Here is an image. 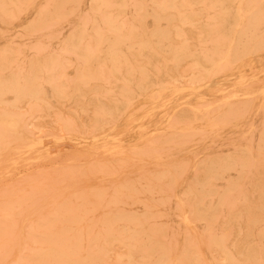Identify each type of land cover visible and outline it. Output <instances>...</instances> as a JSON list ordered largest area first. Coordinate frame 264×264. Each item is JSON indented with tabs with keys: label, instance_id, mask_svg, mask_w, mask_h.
<instances>
[{
	"label": "bare ground",
	"instance_id": "1",
	"mask_svg": "<svg viewBox=\"0 0 264 264\" xmlns=\"http://www.w3.org/2000/svg\"><path fill=\"white\" fill-rule=\"evenodd\" d=\"M261 52L264 0H0V154L9 168L39 143L31 120L53 110L70 140L101 136L117 176L162 143L189 154H159L160 174L93 192L106 205L94 237L73 230L86 220L71 209L59 232L38 224L28 234L39 247L16 264H264V84L245 75ZM221 79L231 90L216 97ZM86 100L91 120L80 130L59 107L84 113ZM163 109L171 117L157 121ZM137 116L141 130L160 124L169 137L124 153L112 131ZM224 130L241 138L225 140L232 153L207 152L190 171V149Z\"/></svg>",
	"mask_w": 264,
	"mask_h": 264
},
{
	"label": "rangeland",
	"instance_id": "2",
	"mask_svg": "<svg viewBox=\"0 0 264 264\" xmlns=\"http://www.w3.org/2000/svg\"><path fill=\"white\" fill-rule=\"evenodd\" d=\"M30 20L31 18L27 22ZM22 28L23 25L16 26L11 32H19ZM256 58V64L245 75L253 74L254 79L259 78L261 81L258 83L263 85L264 52L257 54ZM218 85H222L223 92L217 93L216 97L231 90L223 79ZM205 100L215 101L212 96L205 97ZM179 102L188 100L180 99ZM86 104L89 110L83 113L77 110L73 103L66 102L59 107V113L63 117H73L80 130L87 129L91 120V105L87 100ZM54 112L55 110L44 117L31 120L29 133L32 140H38L39 143L28 154L22 155L23 158L15 168H9L0 154V227L4 229L0 236V264H16L27 254L35 252L39 241L32 239L28 232L38 224H41L42 228H49L52 223L55 225L53 230L59 232L62 227L60 221L67 218L69 209L74 211L71 216L83 217L86 220L73 230L85 231L89 237H94L100 231L99 221L104 216L106 205L100 196L93 197V192L103 191L108 196L116 185L125 180L133 183L138 176L160 174L164 167L154 166L157 164L154 157L159 154L166 161H185V157L189 156L188 150H168L167 144L158 143L161 145L158 152L139 159L133 165L129 164L124 173L117 176L111 167L116 157L109 155L110 152H102L101 136L97 144L90 140H70L55 123ZM156 114L157 121L160 117H171L169 111L164 109L156 111ZM135 119L137 121L132 127L124 129L123 126H118L112 131L114 145L119 143L118 148L124 153L133 148L145 147L149 140L159 142L161 139H168V133L161 131L163 125L146 123L144 130H141L138 116ZM250 119L258 124L261 115H251ZM229 137L241 139L237 134L224 130L213 138H204L193 146L190 151L194 156L189 167L207 152H212L218 157L232 153L233 149L225 144ZM97 167H104L103 170L108 172H97ZM189 170L191 171V167ZM186 179L185 177L184 180ZM182 184L180 181L178 186ZM166 190L164 187L163 191ZM8 205L15 208L14 215L5 217L3 209Z\"/></svg>",
	"mask_w": 264,
	"mask_h": 264
}]
</instances>
